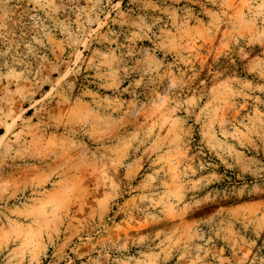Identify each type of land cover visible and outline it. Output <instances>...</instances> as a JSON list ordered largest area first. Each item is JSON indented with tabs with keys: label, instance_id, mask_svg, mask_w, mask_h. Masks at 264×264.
Segmentation results:
<instances>
[{
	"label": "rangeland",
	"instance_id": "rangeland-1",
	"mask_svg": "<svg viewBox=\"0 0 264 264\" xmlns=\"http://www.w3.org/2000/svg\"><path fill=\"white\" fill-rule=\"evenodd\" d=\"M0 129V264H264V0H0Z\"/></svg>",
	"mask_w": 264,
	"mask_h": 264
},
{
	"label": "trees",
	"instance_id": "trees-1",
	"mask_svg": "<svg viewBox=\"0 0 264 264\" xmlns=\"http://www.w3.org/2000/svg\"><path fill=\"white\" fill-rule=\"evenodd\" d=\"M45 92H47L49 90L48 86H45L44 89H43ZM32 111V109H29L28 110V114H30V112ZM3 129H0V135L3 134Z\"/></svg>",
	"mask_w": 264,
	"mask_h": 264
}]
</instances>
